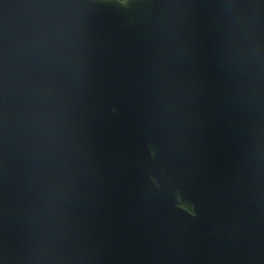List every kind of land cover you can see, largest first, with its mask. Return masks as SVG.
Returning <instances> with one entry per match:
<instances>
[{"label":"water","instance_id":"obj_1","mask_svg":"<svg viewBox=\"0 0 264 264\" xmlns=\"http://www.w3.org/2000/svg\"><path fill=\"white\" fill-rule=\"evenodd\" d=\"M0 264H264V0H0Z\"/></svg>","mask_w":264,"mask_h":264},{"label":"trees","instance_id":"obj_2","mask_svg":"<svg viewBox=\"0 0 264 264\" xmlns=\"http://www.w3.org/2000/svg\"><path fill=\"white\" fill-rule=\"evenodd\" d=\"M182 205H183V206H185V207L187 206V205H186V204H184V203H183ZM187 207H188V206H187Z\"/></svg>","mask_w":264,"mask_h":264},{"label":"flooded vegetation","instance_id":"obj_3","mask_svg":"<svg viewBox=\"0 0 264 264\" xmlns=\"http://www.w3.org/2000/svg\"><path fill=\"white\" fill-rule=\"evenodd\" d=\"M187 205V204H186ZM188 206V205H187ZM189 207V206H188Z\"/></svg>","mask_w":264,"mask_h":264}]
</instances>
